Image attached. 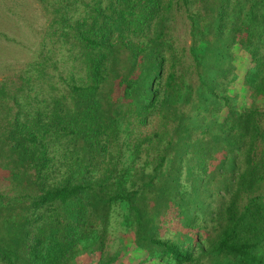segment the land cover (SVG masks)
<instances>
[{"label": "trees", "instance_id": "obj_1", "mask_svg": "<svg viewBox=\"0 0 264 264\" xmlns=\"http://www.w3.org/2000/svg\"><path fill=\"white\" fill-rule=\"evenodd\" d=\"M35 1L71 68L0 79V264H264V0Z\"/></svg>", "mask_w": 264, "mask_h": 264}, {"label": "rangeland", "instance_id": "obj_2", "mask_svg": "<svg viewBox=\"0 0 264 264\" xmlns=\"http://www.w3.org/2000/svg\"><path fill=\"white\" fill-rule=\"evenodd\" d=\"M45 23L43 12L35 0H0V79L17 75L30 63L42 60L46 55L54 64L51 66L53 72L65 76L71 68L70 62L64 57L65 51L51 47L45 37ZM0 189H10L8 179L1 170ZM118 246V240L114 241L111 251ZM89 250L77 258L76 264L97 262V254Z\"/></svg>", "mask_w": 264, "mask_h": 264}]
</instances>
